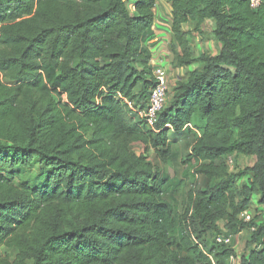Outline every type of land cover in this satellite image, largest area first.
<instances>
[{
    "label": "trees",
    "instance_id": "16d2710c",
    "mask_svg": "<svg viewBox=\"0 0 264 264\" xmlns=\"http://www.w3.org/2000/svg\"><path fill=\"white\" fill-rule=\"evenodd\" d=\"M167 1L177 66L203 67L153 130L125 100L146 109L155 87L158 0H0V264H230L244 230L240 264H264V211L240 219L253 195L264 208V2ZM210 20L220 53L196 59L183 25ZM171 133L194 136L184 163L201 179L179 222L149 156L170 166Z\"/></svg>",
    "mask_w": 264,
    "mask_h": 264
},
{
    "label": "rangeland",
    "instance_id": "374dc122",
    "mask_svg": "<svg viewBox=\"0 0 264 264\" xmlns=\"http://www.w3.org/2000/svg\"><path fill=\"white\" fill-rule=\"evenodd\" d=\"M128 6L129 9L133 12L134 11L133 4L129 3ZM156 9L157 10L155 16L157 20H161V19L166 20L170 17L171 8L167 0H158ZM190 41L193 43V45L197 44L192 39ZM207 41H209V39ZM215 47L220 49L218 42L215 44L214 48ZM172 59L175 58L172 56ZM167 72L169 74V71ZM171 87H172V83H170V75H169V87H168L169 91ZM170 102L171 99L168 97L167 104H169ZM170 139L173 142L172 145L173 154L170 158V166H166L160 160H158L153 150L150 151L149 156H150V161L159 169L160 178H165L167 175H169L173 179L171 183H168L165 186L166 198L173 204L174 209L176 211V218L177 221L179 222L181 216L184 214L185 210L187 209L191 191L198 186L196 184H201V179L196 178L194 173L191 170H189L187 165H185L184 163L185 158L191 151V147L194 141V136L187 133L179 134V135H175L171 133ZM252 164H253V159L238 157L237 165L236 168L234 169V172L235 171L237 172L238 170H240V172L244 171L247 168H249ZM40 174H41L40 167L37 166L31 171L23 170L21 175L16 177V180L17 182H23L28 179L30 180L37 179ZM246 179L247 177H245L243 180L245 181ZM223 226H224L223 223L219 224L220 232L221 234H226V231L224 230ZM234 244L236 248V242H234ZM0 252H8V251H6L5 249H1ZM9 253L12 257L15 256L14 251H9Z\"/></svg>",
    "mask_w": 264,
    "mask_h": 264
},
{
    "label": "crops",
    "instance_id": "0c3cea01",
    "mask_svg": "<svg viewBox=\"0 0 264 264\" xmlns=\"http://www.w3.org/2000/svg\"><path fill=\"white\" fill-rule=\"evenodd\" d=\"M156 10L157 9H155V14H156ZM172 24H173L172 10L170 13V17L166 20L164 19L157 20V18L155 17L152 37L145 43V45L151 50L152 60L154 64L155 65L157 64V66L159 67H164L165 69H167V71H169L170 83H172V87L170 88L169 91L170 98L172 97L173 90L178 82H187L189 79V75L194 70L203 67L201 62H196L191 67L177 66L176 56L171 51H168L170 50V44L173 40ZM195 28H196V23H188L183 25V30L191 34L190 40L192 39L197 43L193 45V43L191 42V45L194 50L195 58L198 59L201 55L204 54H208L214 57L218 56L220 53V49L217 47L214 48L215 44L217 43V39L214 35L216 28L215 22L213 20L206 21L201 26V33L195 32ZM207 38L209 39V41H207L208 40ZM178 53L181 54L180 51H178ZM172 56L175 59H172ZM259 200H260L259 194L252 196V200H251L252 209L255 208L258 209V211L263 212L264 208L259 204ZM263 219H264V215L262 217V221ZM250 241H251V233L249 232V230L242 231L240 235L237 237L235 241L237 260H239L241 257H248V254L254 251V248L250 244Z\"/></svg>",
    "mask_w": 264,
    "mask_h": 264
},
{
    "label": "built area",
    "instance_id": "2783aa9c",
    "mask_svg": "<svg viewBox=\"0 0 264 264\" xmlns=\"http://www.w3.org/2000/svg\"><path fill=\"white\" fill-rule=\"evenodd\" d=\"M252 8L257 9L262 5V0H252L251 1ZM152 65L154 67V79H155V87L152 90L149 105L146 109H141L139 107L133 106L131 102L125 100V102L129 105L132 114L140 121L147 124L151 129L155 130L156 124L158 122V117L160 113L163 111L167 101H168V92H169V74L166 69L159 67L154 64L152 60ZM236 156H230L228 159V164L231 170H234L236 167ZM256 217L255 212L252 208L244 211L240 215V219L244 221V223H249ZM262 218H259V221ZM253 231L255 229H252ZM234 236L232 235H220L216 239V243L219 245L231 246L233 243ZM212 259V257H210ZM240 260H237L235 257L230 259V264H240Z\"/></svg>",
    "mask_w": 264,
    "mask_h": 264
}]
</instances>
